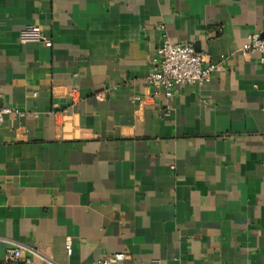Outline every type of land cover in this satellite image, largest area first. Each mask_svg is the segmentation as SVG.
<instances>
[{
    "label": "crops",
    "instance_id": "obj_1",
    "mask_svg": "<svg viewBox=\"0 0 264 264\" xmlns=\"http://www.w3.org/2000/svg\"><path fill=\"white\" fill-rule=\"evenodd\" d=\"M28 26L51 46L20 43ZM263 26L264 0H0V103L18 112L0 264H264V65L242 52ZM164 40L224 72L167 102L144 83Z\"/></svg>",
    "mask_w": 264,
    "mask_h": 264
},
{
    "label": "built area",
    "instance_id": "obj_2",
    "mask_svg": "<svg viewBox=\"0 0 264 264\" xmlns=\"http://www.w3.org/2000/svg\"><path fill=\"white\" fill-rule=\"evenodd\" d=\"M20 43L33 42L46 47L51 46L50 40H47L41 30L36 26L24 28L18 35ZM245 55H255L258 62L264 65V26L261 32H254L248 36L247 44L242 48ZM157 59L152 63L150 72L144 78V83L155 90L162 92L167 102L172 98L175 88L181 85L199 86L211 80L212 76L224 72L222 64H213L209 62L204 55L197 53L191 44H172L167 40L163 41L162 46L156 52ZM97 99L101 96L97 95ZM138 100V98H136ZM166 110L170 106L166 104ZM11 114H18L9 106L0 103V127L3 124L4 117ZM67 254H70V247L66 246ZM19 249H11L6 253V262L16 264L20 258ZM124 254H115L97 264H115L124 260ZM24 264H33L27 259ZM47 264H56L47 262ZM151 264H159L152 262Z\"/></svg>",
    "mask_w": 264,
    "mask_h": 264
}]
</instances>
